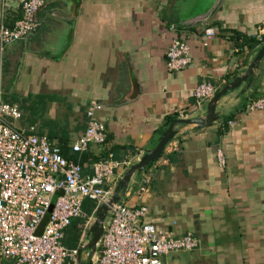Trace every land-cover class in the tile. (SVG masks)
Here are the masks:
<instances>
[{"label":"crops","instance_id":"crops-1","mask_svg":"<svg viewBox=\"0 0 264 264\" xmlns=\"http://www.w3.org/2000/svg\"><path fill=\"white\" fill-rule=\"evenodd\" d=\"M23 1L5 0L7 26L20 17ZM35 20L37 29L8 45L3 57L1 73L19 92L17 126L36 125L74 156L70 145L86 130L88 105L101 102L97 116L107 143L92 145L80 159L90 175L93 162L113 152L123 163L114 170V192L173 121L206 114L208 102L199 108L192 94L198 84L210 82L219 91L247 72L263 44L257 34L264 0H45ZM207 27L216 34L205 46ZM175 38L189 44L192 61L169 71L167 50ZM248 84L219 99L212 125L176 123L160 157L132 176L120 200L146 206L145 221L172 236L191 232L200 240L198 250L187 252L195 259L173 254L169 261L264 264V110L247 109L264 96V58ZM229 120L222 131L219 123ZM219 146L224 168L217 163Z\"/></svg>","mask_w":264,"mask_h":264},{"label":"built area","instance_id":"built-area-1","mask_svg":"<svg viewBox=\"0 0 264 264\" xmlns=\"http://www.w3.org/2000/svg\"><path fill=\"white\" fill-rule=\"evenodd\" d=\"M45 0H24L21 14L12 26L4 22L5 0L0 6V73L5 49L34 32L35 14ZM214 28L203 32V44L215 36ZM264 21L258 28V39L264 43ZM192 61L189 44L179 38L167 50V69L178 71ZM218 91L210 82L198 84L192 91L197 107H202ZM103 104L92 100L87 108V127L70 145L78 159L67 158L36 125L17 126L23 118L21 107L7 103L0 94V264H79L82 250L90 240V228L97 208L111 198L115 168L123 165L108 151L92 164V174H83L80 157L92 145L104 147L107 130L97 113ZM248 111L264 110V96L251 99ZM233 124L219 123L222 131ZM217 163L226 166L222 147L216 150ZM125 164V163H124ZM146 190L145 187H141ZM56 193L50 214L48 211ZM86 200L94 201L91 214L84 210ZM148 208L133 207L122 201L113 204L104 231L97 243L93 264H178L168 256L198 250L201 242L188 232L174 237L145 221ZM75 219H83L75 247L67 246L65 232ZM89 257V254H88Z\"/></svg>","mask_w":264,"mask_h":264},{"label":"water","instance_id":"water-1","mask_svg":"<svg viewBox=\"0 0 264 264\" xmlns=\"http://www.w3.org/2000/svg\"><path fill=\"white\" fill-rule=\"evenodd\" d=\"M263 58H264V43L259 48L252 62L249 64L247 72L237 76L231 83H229L228 85L220 89L208 101L207 106H206V114L204 116H196L194 118H186V119H177L173 121L168 127V129L160 136L158 144L154 148L148 150L137 163L131 165L126 170L124 176L119 181L114 192H112V195L109 201L107 203H103L97 208L93 224L90 228L91 237L85 247V249H90L91 251L89 254L88 264H93V256L97 250V243L103 234L104 224H105L107 215L109 213L110 207L113 204L118 203L122 199V197L125 195L132 176L136 173L139 174L143 172L153 161L157 160L160 157L165 146L168 144V142H170V140L176 134L174 130V125L176 123H185V124L195 125L198 128H202V127L210 126L213 123H215L218 120V114L216 112V107H217V102L219 101V99L223 97L228 91L238 88L243 82L247 80L249 83L247 85V88H249L253 80L254 70L258 68ZM58 194L59 193L55 194L51 207L48 211V214H50L54 200L58 197ZM79 264H85L81 256H79Z\"/></svg>","mask_w":264,"mask_h":264},{"label":"rangeland","instance_id":"rangeland-1","mask_svg":"<svg viewBox=\"0 0 264 264\" xmlns=\"http://www.w3.org/2000/svg\"><path fill=\"white\" fill-rule=\"evenodd\" d=\"M9 75L7 74V72H2L0 73V94H1V99L4 101V102H7V103H18V94L19 92L16 91L14 88H15V85H14V79H10L9 80ZM20 106L21 104L18 103ZM95 205L96 203L94 201H92ZM90 249H83L82 250V260L84 261L85 264H88L89 262V257H88V254H90ZM181 257V261H189V260H192V259H195V255L196 253H180L179 254ZM198 256V255H197ZM196 256V258H197ZM85 258V259H84Z\"/></svg>","mask_w":264,"mask_h":264},{"label":"trees","instance_id":"trees-1","mask_svg":"<svg viewBox=\"0 0 264 264\" xmlns=\"http://www.w3.org/2000/svg\"><path fill=\"white\" fill-rule=\"evenodd\" d=\"M252 41L253 40L248 41L249 47H250V45L253 44ZM60 148H61L63 155H65L67 158L78 159V157L76 155H74V156L70 155L67 148H65L64 146L60 147ZM82 157H83V155H82ZM94 208H95V204L92 201L86 200L84 202V210L87 214H91ZM82 224H83V219H75L72 222L71 226L68 227V229L65 232L66 236H65V241H64V243L67 246L75 247L77 245V242H78V239L80 237L81 230H82Z\"/></svg>","mask_w":264,"mask_h":264}]
</instances>
